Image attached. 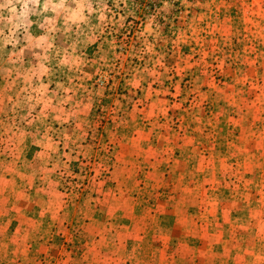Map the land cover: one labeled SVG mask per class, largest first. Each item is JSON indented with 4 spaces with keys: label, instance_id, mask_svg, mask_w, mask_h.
Returning a JSON list of instances; mask_svg holds the SVG:
<instances>
[{
    "label": "rangeland",
    "instance_id": "374dc122",
    "mask_svg": "<svg viewBox=\"0 0 264 264\" xmlns=\"http://www.w3.org/2000/svg\"><path fill=\"white\" fill-rule=\"evenodd\" d=\"M0 264H264V0H0Z\"/></svg>",
    "mask_w": 264,
    "mask_h": 264
}]
</instances>
